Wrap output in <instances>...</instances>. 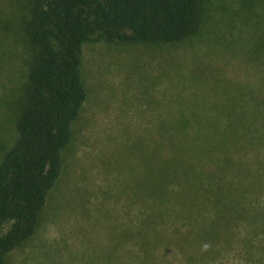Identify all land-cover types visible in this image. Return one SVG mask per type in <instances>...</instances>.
<instances>
[{"label":"trees","instance_id":"obj_1","mask_svg":"<svg viewBox=\"0 0 264 264\" xmlns=\"http://www.w3.org/2000/svg\"><path fill=\"white\" fill-rule=\"evenodd\" d=\"M202 12L201 0H30L15 138L0 160V264L35 234L59 177L86 98L82 45L178 42ZM208 112L175 115L139 138L130 197L141 208L83 264H264V115L239 111L212 128Z\"/></svg>","mask_w":264,"mask_h":264},{"label":"rangeland","instance_id":"obj_2","mask_svg":"<svg viewBox=\"0 0 264 264\" xmlns=\"http://www.w3.org/2000/svg\"><path fill=\"white\" fill-rule=\"evenodd\" d=\"M29 2L0 0V25L8 23L0 30V160L15 138L14 104L29 61L21 40ZM201 3L200 28L181 41L82 45L86 98L59 177L35 234L7 254L6 264H83L90 246L95 252L111 246L114 225L123 229L141 208L130 187L147 129L204 111L212 128L233 124L239 111L264 115V0Z\"/></svg>","mask_w":264,"mask_h":264}]
</instances>
